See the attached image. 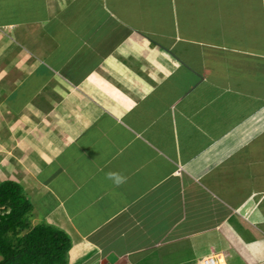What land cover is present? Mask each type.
Segmentation results:
<instances>
[{
	"label": "crops",
	"instance_id": "obj_1",
	"mask_svg": "<svg viewBox=\"0 0 264 264\" xmlns=\"http://www.w3.org/2000/svg\"><path fill=\"white\" fill-rule=\"evenodd\" d=\"M5 181L67 264H264V0H0Z\"/></svg>",
	"mask_w": 264,
	"mask_h": 264
},
{
	"label": "trees",
	"instance_id": "obj_2",
	"mask_svg": "<svg viewBox=\"0 0 264 264\" xmlns=\"http://www.w3.org/2000/svg\"><path fill=\"white\" fill-rule=\"evenodd\" d=\"M31 209L18 184L0 183V264H67L69 237L45 223L31 225Z\"/></svg>",
	"mask_w": 264,
	"mask_h": 264
},
{
	"label": "clouds",
	"instance_id": "obj_3",
	"mask_svg": "<svg viewBox=\"0 0 264 264\" xmlns=\"http://www.w3.org/2000/svg\"><path fill=\"white\" fill-rule=\"evenodd\" d=\"M106 178L112 180L117 187L127 182L126 176L116 172L106 173Z\"/></svg>",
	"mask_w": 264,
	"mask_h": 264
},
{
	"label": "built area",
	"instance_id": "obj_4",
	"mask_svg": "<svg viewBox=\"0 0 264 264\" xmlns=\"http://www.w3.org/2000/svg\"><path fill=\"white\" fill-rule=\"evenodd\" d=\"M200 264H227L224 260H221L218 256H208L200 261Z\"/></svg>",
	"mask_w": 264,
	"mask_h": 264
},
{
	"label": "rangeland",
	"instance_id": "obj_5",
	"mask_svg": "<svg viewBox=\"0 0 264 264\" xmlns=\"http://www.w3.org/2000/svg\"><path fill=\"white\" fill-rule=\"evenodd\" d=\"M230 8H231V6H230ZM232 9V8H231ZM231 15V14H230ZM232 19V18H231ZM231 21V20H230ZM227 22V24H229V21H226ZM27 85V84H26ZM34 225H38L37 223H35ZM33 225V226H34Z\"/></svg>",
	"mask_w": 264,
	"mask_h": 264
}]
</instances>
